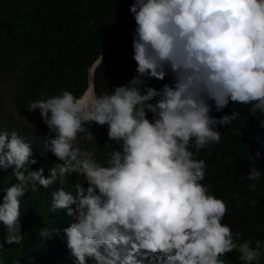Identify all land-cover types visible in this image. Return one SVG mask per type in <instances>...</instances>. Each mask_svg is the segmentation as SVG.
Segmentation results:
<instances>
[{"label": "clouds", "instance_id": "clouds-1", "mask_svg": "<svg viewBox=\"0 0 264 264\" xmlns=\"http://www.w3.org/2000/svg\"><path fill=\"white\" fill-rule=\"evenodd\" d=\"M129 11L136 62L129 82L101 94L62 89L27 105L49 130L43 145L57 162L47 176L43 167L29 170L37 163L30 142L0 130V173L11 167L17 181L0 190L7 229L0 248L22 239L27 187L58 184L50 210L72 219L41 235L62 231L74 264H227L234 252L243 264H261L264 241L242 239L223 222L228 204L204 183L207 164L198 157L221 142L217 125L239 117L213 111L231 103L264 116V0H132ZM166 78L159 89L148 84ZM92 125L107 126L104 147L117 145L106 164L77 146L96 138ZM249 159L246 178L256 191L262 173ZM73 173L84 181L75 194L63 187Z\"/></svg>", "mask_w": 264, "mask_h": 264}, {"label": "trees", "instance_id": "trees-1", "mask_svg": "<svg viewBox=\"0 0 264 264\" xmlns=\"http://www.w3.org/2000/svg\"><path fill=\"white\" fill-rule=\"evenodd\" d=\"M131 3L132 0H0V77L13 79L10 100L16 112L34 125L46 126L38 109L28 111L30 101L55 95L62 89L80 96L91 79L97 94L129 82L136 75ZM113 33L131 37H118L91 74V67ZM164 83H171L170 78L148 81L157 89ZM234 110L239 112L237 121L230 126L217 125L221 142L202 149L198 158L207 164L204 183L228 204L223 222L234 232L242 233V239L254 243L257 239L264 241V127H261L264 116L259 113L254 116L248 106L231 103L222 112L213 111V115L220 117ZM91 127L96 138L80 140L77 146L94 150L96 160L106 164L107 154L117 145L110 142L111 148L104 147L107 126ZM0 130H15L30 142L37 163L30 165L29 170L43 167L44 175H48V169L57 162L43 145L49 130L3 120H0ZM249 157L256 160V167L262 173L255 181L256 191L249 190L252 182L246 178L252 163ZM68 180L63 187L74 194L76 183H84L76 173ZM16 182L11 167L0 173V190ZM57 187L58 184L45 189L38 183L35 188L31 184L27 187L21 204L22 239L19 244L4 243L0 248V264H74L62 231L50 237L41 235L44 228L62 230L71 222L65 211L56 214L50 210L51 194ZM253 199L257 201L254 207ZM6 235L7 229L0 221V243ZM224 259L227 264H243L235 252Z\"/></svg>", "mask_w": 264, "mask_h": 264}, {"label": "rangeland", "instance_id": "rangeland-1", "mask_svg": "<svg viewBox=\"0 0 264 264\" xmlns=\"http://www.w3.org/2000/svg\"><path fill=\"white\" fill-rule=\"evenodd\" d=\"M13 88V79L11 76L0 77V120L5 122L14 121L25 126L48 130L47 126L34 125L31 121L20 116L10 100V92Z\"/></svg>", "mask_w": 264, "mask_h": 264}, {"label": "water", "instance_id": "water-1", "mask_svg": "<svg viewBox=\"0 0 264 264\" xmlns=\"http://www.w3.org/2000/svg\"><path fill=\"white\" fill-rule=\"evenodd\" d=\"M120 36H127V37H129V35H115V33L112 35V38H111V40H110V42H109V44L104 48V50H103V52H102V54L99 56V58L96 60V63H95V65H94V67L91 69V73H93V71H94V69L97 67V65H98V62L101 60V57L103 58V56H104V54H105V52H107L109 49H110V47L114 44V42L118 39V37H120ZM91 86H92V89H94V83H93V80L91 79ZM95 90V89H94ZM87 91V90H86ZM85 91V92H86Z\"/></svg>", "mask_w": 264, "mask_h": 264}, {"label": "bare ground", "instance_id": "bare-ground-1", "mask_svg": "<svg viewBox=\"0 0 264 264\" xmlns=\"http://www.w3.org/2000/svg\"><path fill=\"white\" fill-rule=\"evenodd\" d=\"M89 88V87H88ZM91 88H92V86H91Z\"/></svg>", "mask_w": 264, "mask_h": 264}]
</instances>
